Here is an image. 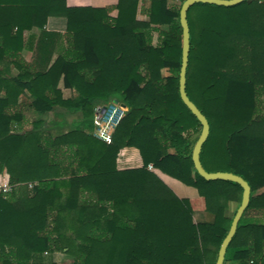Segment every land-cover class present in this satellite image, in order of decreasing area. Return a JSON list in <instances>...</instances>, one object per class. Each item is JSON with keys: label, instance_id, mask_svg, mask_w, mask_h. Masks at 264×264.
<instances>
[{"label": "trees", "instance_id": "obj_1", "mask_svg": "<svg viewBox=\"0 0 264 264\" xmlns=\"http://www.w3.org/2000/svg\"><path fill=\"white\" fill-rule=\"evenodd\" d=\"M182 2L119 0L95 8L0 0L10 16H35L29 25L0 26V173L12 185L0 192V264H57L43 258L55 252L69 255L67 264H216L243 189L206 180L194 167L202 126L179 91ZM49 16L67 19L66 50L39 72L21 54L23 33ZM187 18L186 91L210 125L201 163L251 187L224 264H264V0L197 3ZM65 89L77 97L65 98ZM111 100L128 111L107 144L94 136L93 120ZM58 108L81 115L67 132ZM29 111L39 117L27 128ZM52 111L46 126L43 116ZM127 147L138 149L142 167L118 168ZM151 167L195 188L210 219L196 222L191 201ZM231 203L237 206L229 215Z\"/></svg>", "mask_w": 264, "mask_h": 264}, {"label": "crops", "instance_id": "obj_2", "mask_svg": "<svg viewBox=\"0 0 264 264\" xmlns=\"http://www.w3.org/2000/svg\"><path fill=\"white\" fill-rule=\"evenodd\" d=\"M75 1L76 3H88L95 8H106L110 6H115L118 4L119 0H70ZM173 4H177L172 0ZM170 2V0H169ZM171 4V3H170ZM150 2H145V7H149ZM4 8L6 5L0 4V26L3 24H8L12 22H20L23 24L29 25L32 20L35 19V16H10L8 12H5ZM116 11L112 12L114 15ZM26 25V26H27ZM15 27V31H16ZM67 32V19L63 16H49L43 27L33 25L30 28H26L23 37H24V47L22 50V56L24 60L33 66L36 71L44 72L48 70L58 56L62 55L66 50V39L65 34ZM7 61V60H6ZM4 65L0 63V70H3ZM10 71L13 76L18 74L17 68L11 64ZM64 97L70 98L75 93L70 89L63 90ZM22 100L26 103H30V99L27 96H23ZM114 100H111L112 102ZM108 102V103H110ZM125 105V104H124ZM128 109V107L125 105ZM60 110V111H59ZM57 113L59 112L60 116L68 114V112L63 108L56 109ZM56 111H52L43 116V119L46 121V126L50 125V122L56 117ZM58 116V115H57ZM27 123L25 127H29L33 121H35L39 116L33 112L29 111L26 113ZM60 117V121L62 120ZM63 121V120H62ZM67 123V122H66ZM68 125L64 124V132L68 131ZM54 131H56L54 129ZM143 166L142 157L136 148H124L120 151L118 156V168L123 169H132L140 168ZM160 178L174 191V193L181 199H188L191 201L192 206L195 210V216H201L207 220L210 219L209 214L204 209V202L199 196L197 190L193 187H189L181 183L180 181L162 173L160 170L152 168ZM196 202V203H195ZM197 206H196V205ZM234 203H231L230 207ZM204 221V220H203ZM47 253L44 254L45 258ZM226 264H252L244 263L241 261H228Z\"/></svg>", "mask_w": 264, "mask_h": 264}, {"label": "water", "instance_id": "obj_3", "mask_svg": "<svg viewBox=\"0 0 264 264\" xmlns=\"http://www.w3.org/2000/svg\"><path fill=\"white\" fill-rule=\"evenodd\" d=\"M243 1L244 0H185L182 2L180 8V24L182 27V64L179 79V91L182 101L188 107V109L196 116L202 126L200 136L196 141L192 151V160L194 163L195 170L199 173L200 176H202L206 180L232 181L238 183L243 189L241 204L237 208L235 216L231 223L230 230L220 246L216 264H224L225 262L228 246L230 245L233 237L236 234L238 224L241 218L243 217V214L249 206L251 199V187L247 181H245L242 177L238 175H235L231 172H208L201 163L200 155L202 147L209 137L210 125L206 116L189 99L186 91V74L190 53V28L187 16L189 9L197 3H206L217 6L230 7L238 5Z\"/></svg>", "mask_w": 264, "mask_h": 264}, {"label": "built area", "instance_id": "obj_4", "mask_svg": "<svg viewBox=\"0 0 264 264\" xmlns=\"http://www.w3.org/2000/svg\"><path fill=\"white\" fill-rule=\"evenodd\" d=\"M182 2V0H176ZM127 113V108L119 101H112L104 106H100L96 110L95 116V131L94 136L105 142L111 144L113 140L114 131ZM152 169V167H151ZM33 188L34 184H29ZM12 190L9 174L4 171L0 173V192L8 194Z\"/></svg>", "mask_w": 264, "mask_h": 264}, {"label": "rangeland", "instance_id": "obj_5", "mask_svg": "<svg viewBox=\"0 0 264 264\" xmlns=\"http://www.w3.org/2000/svg\"><path fill=\"white\" fill-rule=\"evenodd\" d=\"M177 4H180L181 2L180 1H175ZM170 3L171 4H173V1L172 0H170ZM199 15V11L196 9V10H192L191 11V13H190V18L191 19H193L194 18V16H198ZM140 16L144 19L145 17L142 15V14H140ZM154 36H155V38H154V42L156 43L157 42V34H154ZM77 96H76V94L75 95H72V97L71 98H76ZM106 104H108V103H106ZM106 104H101V105H99V107L100 106H104V105H106ZM60 111V110H59ZM127 111H128V109H127ZM62 120H64V121H66L67 122V125H68V130L69 129H71L72 127H73V124L75 123V122H77L78 120H80L81 119V115L79 114V113H73V114H66V115H64L62 118H61ZM93 127H94V131H95V117H94V120H93ZM94 131H93V134H94ZM53 132H55L56 133V131H54L53 130ZM196 203V202H195ZM196 205V204H195ZM197 206V205H196ZM236 206H237V204H233L231 207H230V209H229V211H228V214L229 215H232L233 214V212H234V210L236 209ZM203 220H207V219H205V218H202L201 216H195V221L196 222H199V221H203ZM45 258L47 259V260H53L54 262H56L57 264H67V263H69L70 262V256L69 255H67V254H65V253H63V252H55L54 254H46V256H45Z\"/></svg>", "mask_w": 264, "mask_h": 264}]
</instances>
